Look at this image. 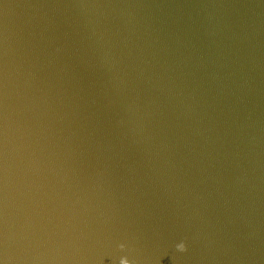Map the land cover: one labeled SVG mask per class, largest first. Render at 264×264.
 <instances>
[{
  "label": "water",
  "instance_id": "95a60500",
  "mask_svg": "<svg viewBox=\"0 0 264 264\" xmlns=\"http://www.w3.org/2000/svg\"><path fill=\"white\" fill-rule=\"evenodd\" d=\"M124 259L264 264V0H0V264Z\"/></svg>",
  "mask_w": 264,
  "mask_h": 264
},
{
  "label": "clouds",
  "instance_id": "9594fccd",
  "mask_svg": "<svg viewBox=\"0 0 264 264\" xmlns=\"http://www.w3.org/2000/svg\"><path fill=\"white\" fill-rule=\"evenodd\" d=\"M183 246H181V248H182ZM121 264H129V261L127 260V259H124V260H122L121 261Z\"/></svg>",
  "mask_w": 264,
  "mask_h": 264
}]
</instances>
